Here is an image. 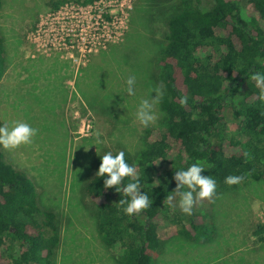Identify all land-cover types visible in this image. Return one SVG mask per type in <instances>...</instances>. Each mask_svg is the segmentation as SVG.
Listing matches in <instances>:
<instances>
[{
	"label": "trees",
	"instance_id": "obj_1",
	"mask_svg": "<svg viewBox=\"0 0 264 264\" xmlns=\"http://www.w3.org/2000/svg\"><path fill=\"white\" fill-rule=\"evenodd\" d=\"M93 1L51 0L49 6ZM164 1L168 5L163 11L154 0H145L138 16L151 30L154 10L160 14L163 44L156 55V80L164 89L159 100L163 126L144 127L138 150L125 151L126 160L136 162L142 184L160 181L149 191L152 204L139 215L126 216L117 205L120 193L105 188L103 177L95 175L102 154L94 158L81 189L95 208L98 236L111 249L115 264H154L170 232L195 242L210 238L211 215L194 205L192 214L185 215L175 199L167 200L177 168L203 161L201 174L216 180L211 201L241 182L264 181V100L251 78L254 72L264 73V0H212L209 6L201 0ZM4 3L0 0V9ZM4 51L0 32V77ZM181 97L187 100L183 106ZM3 151L0 148V264H53L60 243L56 215L39 206L34 183L23 169L6 161ZM228 175L242 179L228 185ZM253 235L264 242V225L257 223Z\"/></svg>",
	"mask_w": 264,
	"mask_h": 264
},
{
	"label": "rangeland",
	"instance_id": "obj_2",
	"mask_svg": "<svg viewBox=\"0 0 264 264\" xmlns=\"http://www.w3.org/2000/svg\"><path fill=\"white\" fill-rule=\"evenodd\" d=\"M49 1L5 0L0 9L5 46L0 125L20 121L38 129L30 144L4 149V157L34 183L39 206L56 215L60 243L53 264H115L98 236L95 208L81 189L98 154L135 153L140 147L145 127L135 118L140 100L157 96L148 126H163L164 89L156 80L160 14L154 10L150 30L145 18H138L145 0H103L102 13L115 19L98 26L94 43L81 51H36L28 36L51 13ZM154 1L163 11L168 5ZM129 76L135 77L132 95L126 91ZM97 138L103 143L95 147ZM194 209L212 216L210 238L195 242L170 232L154 264H264V242L253 235L257 223L264 225V181L241 182L212 201L197 198Z\"/></svg>",
	"mask_w": 264,
	"mask_h": 264
},
{
	"label": "clouds",
	"instance_id": "obj_3",
	"mask_svg": "<svg viewBox=\"0 0 264 264\" xmlns=\"http://www.w3.org/2000/svg\"><path fill=\"white\" fill-rule=\"evenodd\" d=\"M251 78L260 89V99L264 100V73L254 72L251 74ZM125 83L127 94L132 95L135 77H127ZM156 101L157 96L152 97L151 101L148 99L140 100L136 108L135 118L142 126L147 127L154 121L153 104ZM186 102L185 97L180 98L179 103L182 106ZM37 132L38 129L20 121H13L11 125H0V148L15 149L21 145L30 144ZM101 143L103 141L97 138L93 140L91 145L96 147L97 144ZM99 159L100 163L95 175L103 177L105 188H113L117 193H120L121 198L117 205L121 206V210L126 216L132 218L151 206L149 191L151 192V188L160 183L159 180H153L151 185L146 182L142 184L137 173L136 162L129 163L125 158L124 150H117L115 153L111 150H105ZM204 169L206 168L203 161L196 160L186 168L179 167L174 172L175 188L168 193L167 200L171 203L175 199L176 206L185 215L192 214L195 199L210 200L216 194V180L211 175H202ZM126 177L129 182L124 183ZM241 179L242 177L237 175H228L224 178V183L233 185L239 183Z\"/></svg>",
	"mask_w": 264,
	"mask_h": 264
},
{
	"label": "built area",
	"instance_id": "obj_4",
	"mask_svg": "<svg viewBox=\"0 0 264 264\" xmlns=\"http://www.w3.org/2000/svg\"><path fill=\"white\" fill-rule=\"evenodd\" d=\"M102 1L94 0L85 4L68 2L52 9L51 13L45 15L36 24L35 29L28 36L29 41L36 51L42 48L46 50V47L83 50L94 43L99 25L104 27L115 19L112 13H102L103 8L99 7ZM93 8H97L95 15L92 14ZM99 20L100 23L97 22ZM87 29L91 31L90 36L86 35Z\"/></svg>",
	"mask_w": 264,
	"mask_h": 264
}]
</instances>
